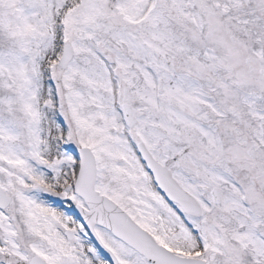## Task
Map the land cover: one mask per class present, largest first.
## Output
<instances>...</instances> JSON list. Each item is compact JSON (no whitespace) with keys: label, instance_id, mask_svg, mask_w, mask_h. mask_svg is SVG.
<instances>
[{"label":"snow or ice","instance_id":"1","mask_svg":"<svg viewBox=\"0 0 264 264\" xmlns=\"http://www.w3.org/2000/svg\"><path fill=\"white\" fill-rule=\"evenodd\" d=\"M0 264H264V0H0Z\"/></svg>","mask_w":264,"mask_h":264}]
</instances>
